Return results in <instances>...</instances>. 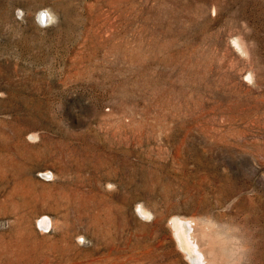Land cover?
<instances>
[{
    "label": "rangeland",
    "instance_id": "rangeland-1",
    "mask_svg": "<svg viewBox=\"0 0 264 264\" xmlns=\"http://www.w3.org/2000/svg\"><path fill=\"white\" fill-rule=\"evenodd\" d=\"M0 180V264H264V0H0Z\"/></svg>",
    "mask_w": 264,
    "mask_h": 264
},
{
    "label": "bare ground",
    "instance_id": "bare-ground-1",
    "mask_svg": "<svg viewBox=\"0 0 264 264\" xmlns=\"http://www.w3.org/2000/svg\"><path fill=\"white\" fill-rule=\"evenodd\" d=\"M41 11V10H40ZM37 13V12H36ZM39 15H40V12H39ZM45 15H46V13H45ZM42 18V17H41ZM46 19V18H45ZM44 19V20H45ZM241 40V39H240ZM242 42V41H241ZM244 44V43H243ZM239 45V44H238ZM243 49V48H242ZM6 141V140H5ZM3 146V145H2ZM9 147V146H8ZM3 158V157H2ZM12 167V166H11ZM3 173V172H2ZM45 173V172H44ZM48 173V172H47ZM45 175V174H44ZM49 176V175H48ZM22 177V176H21ZM1 181V180H0ZM22 182V181H21ZM34 183V182H33ZM29 186V185H28ZM12 187V186H11ZM17 187V186H16ZM33 190V189H32ZM17 191V190H16ZM53 192V191H52ZM63 192H65V190L63 191ZM31 194V193H30ZM47 195V194H46ZM57 195V194H56ZM10 198V197H9ZM33 198V197H32ZM28 199H30V198H28ZM1 201V200H0ZM31 201V200H30ZM14 206V205H13ZM142 210H143V212H145V213H147V211H146V209H144V208H142ZM188 219V218H187ZM190 219V218H189ZM192 220V219H191ZM191 220H186V222L183 224L182 223V220H180V218H179V220H174L173 222H174V229H176V233L177 234H179L180 235V237L183 239V242L182 243H184V247L189 251V255H190V257H191V259L193 260V263L194 264H202V258H201V255H200V251L198 250V249H196V248H198V247H195V242H193L190 238H188V236H186V235H188V231L190 232V235H192V230H191V228H193L192 227V222H191ZM197 219H195V221H196ZM183 221H185L184 219H183ZM201 221V220H200ZM203 222V221H202ZM201 222V223H202ZM208 222V221H207ZM200 223V224H201ZM196 224V223H195ZM203 226V225H202ZM201 226V227H202ZM204 227H205V225H204ZM208 227V226H207ZM206 228V227H205ZM211 228H212V225H211ZM210 228V229H211ZM194 229V228H193ZM202 229V228H201ZM208 230V229H207ZM206 230V231H207ZM202 231H203V229H202ZM205 231V230H204ZM213 231V230H212ZM179 232V233H178ZM214 232V231H213ZM213 232H209V233H213ZM198 233H200V232H198ZM203 233V232H202ZM195 235V234H194ZM206 235H209V234H207L206 233ZM217 235V234H216ZM224 235V234H223ZM199 236V235H198ZM184 237V238H183ZM197 237V236H196ZM209 237H211V236H209ZM208 237V238H209ZM215 237V236H214ZM218 237H220V236H218ZM199 238H200V236H199ZM198 239V238H197ZM217 238L215 237L214 238V240H216ZM202 240V239H201ZM224 240V239H223ZM199 241V240H198ZM220 241H222V240H220ZM219 241V242H220ZM206 242V241H205ZM219 244V243H218ZM220 244H221V242H220ZM206 245H207V243H206ZM214 245V244H213ZM222 245V244H221ZM219 246V245H218ZM203 247V246H202ZM216 247L217 246H215V248H214V250L216 249ZM208 248V247H207ZM209 250H211V249H209ZM187 252V251H186ZM202 252V251H201ZM207 252V251H206ZM212 252V251H211ZM199 253V254H198ZM216 253V251L214 252V254ZM205 254V253H204ZM203 255V254H202ZM205 255H207V254H205ZM218 256V255H217ZM208 257V256H207ZM209 258V257H208ZM211 258V257H210ZM217 258V257H216ZM218 258H219V256H218ZM190 259V260H191ZM212 259V258H211ZM221 259V258H220ZM211 261V260H210ZM205 262V261H204ZM208 262H209V260H208ZM203 264H206V263H203ZM210 264H212L211 262H210Z\"/></svg>",
    "mask_w": 264,
    "mask_h": 264
}]
</instances>
